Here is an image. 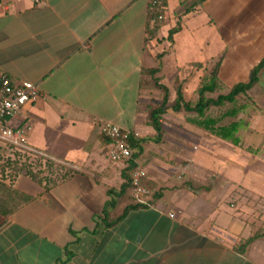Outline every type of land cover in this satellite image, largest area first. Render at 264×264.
<instances>
[{
    "label": "crops",
    "instance_id": "0c3cea01",
    "mask_svg": "<svg viewBox=\"0 0 264 264\" xmlns=\"http://www.w3.org/2000/svg\"><path fill=\"white\" fill-rule=\"evenodd\" d=\"M182 1L167 0L152 40L150 0L0 1V72L45 96L10 122L32 127V152L0 138V264H264V67L214 133L172 109L179 83L190 100L215 67V97L250 84L264 0H204L176 18ZM144 70L171 89L161 137L147 107L164 96L143 90ZM100 122L137 136L154 185L150 206L111 228L96 220L128 165L111 161Z\"/></svg>",
    "mask_w": 264,
    "mask_h": 264
},
{
    "label": "trees",
    "instance_id": "16d2710c",
    "mask_svg": "<svg viewBox=\"0 0 264 264\" xmlns=\"http://www.w3.org/2000/svg\"><path fill=\"white\" fill-rule=\"evenodd\" d=\"M204 0H183L180 6L175 11V17H182L191 12H193L199 5L203 3ZM161 4L158 6H152L150 4V20L153 24L152 27L148 30V39H156L158 37L159 31L164 27L165 20L167 19V0H161ZM163 15L165 20L159 22V16ZM181 19V18H180ZM182 28L181 20L177 22L175 28L169 32V41L173 42V37L177 34ZM195 67L200 68L201 65H195ZM264 67V63L258 66L252 73V79L248 85H240L233 88L228 94L218 95L215 97L216 90L220 88V79L218 77V68H213L206 79L201 83L200 87L195 92V95L192 99L187 100L184 95V88L182 83H179L175 87L176 100L172 104V109L175 112H186L187 117L186 121L198 125L197 121H201L199 126L206 127L207 130L214 133V128L216 127V118L219 116H224L229 114L230 106L236 101L237 97L242 94H246L248 90L251 89L253 84L257 79V75L260 73L261 69ZM144 81L142 88L143 90L147 89H157L163 93V103L158 107L148 106L147 111L149 113L148 120L150 125L154 127L159 136H162V125L160 123L161 117L167 111V107L170 102L171 89L167 88L160 84V80L156 78L159 70H144ZM148 76L152 79L149 81ZM149 82V84H147ZM225 108H228V111H225ZM221 113L217 115L216 113ZM194 119V120H193ZM203 122V123H202ZM131 144L134 149H139L140 153V142L136 141L135 138H132ZM135 153V158L137 159ZM134 169V164L130 163L127 167L128 174L125 177V183L119 189L109 190V201L106 204V207L96 220L97 225L103 224L106 228H111L120 222H122L130 212L146 207L145 205L139 204L133 198V186H132V171ZM147 175L144 178V186L150 191L153 190V186L149 180H147ZM152 192V191H151ZM154 197V194H152ZM0 211L4 214H7L5 206H0ZM253 243V239H249L244 244H241L238 248V251L245 253L247 248Z\"/></svg>",
    "mask_w": 264,
    "mask_h": 264
},
{
    "label": "built area",
    "instance_id": "2783aa9c",
    "mask_svg": "<svg viewBox=\"0 0 264 264\" xmlns=\"http://www.w3.org/2000/svg\"><path fill=\"white\" fill-rule=\"evenodd\" d=\"M6 2L7 0H0ZM161 0H150L152 6H158ZM165 17L159 16L163 22ZM41 89L31 82H15L7 74L0 72V138L25 150H30L28 135L32 127L12 129L10 122L26 106L44 99ZM104 138L110 142L109 157L114 163L134 164L132 171L133 198L141 205L150 206L152 192L144 186L145 170L135 158V149L131 144L137 136L109 122H100ZM174 218V215H171Z\"/></svg>",
    "mask_w": 264,
    "mask_h": 264
},
{
    "label": "rangeland",
    "instance_id": "374dc122",
    "mask_svg": "<svg viewBox=\"0 0 264 264\" xmlns=\"http://www.w3.org/2000/svg\"><path fill=\"white\" fill-rule=\"evenodd\" d=\"M226 110L228 111V108H225V111H226Z\"/></svg>",
    "mask_w": 264,
    "mask_h": 264
}]
</instances>
